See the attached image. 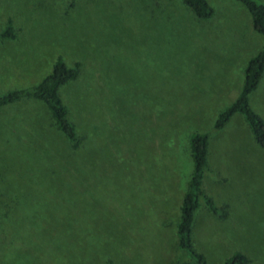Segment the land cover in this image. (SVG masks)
<instances>
[{
    "label": "rangeland",
    "instance_id": "1",
    "mask_svg": "<svg viewBox=\"0 0 264 264\" xmlns=\"http://www.w3.org/2000/svg\"><path fill=\"white\" fill-rule=\"evenodd\" d=\"M0 0V93L36 84L56 57L78 64L59 95L73 150L44 105L0 109V264H193L176 246L192 170L207 161L191 241L206 264H264V148L240 114L215 131L263 39L234 0ZM264 5V0H258ZM264 123V71L249 96Z\"/></svg>",
    "mask_w": 264,
    "mask_h": 264
},
{
    "label": "trees",
    "instance_id": "2",
    "mask_svg": "<svg viewBox=\"0 0 264 264\" xmlns=\"http://www.w3.org/2000/svg\"><path fill=\"white\" fill-rule=\"evenodd\" d=\"M234 1L246 9L252 30L262 37L263 42L260 50L247 59L243 69L240 91L235 99L218 113L213 123V129L215 131L222 129L234 114H240L255 143L264 148V123L249 106V96L256 89L264 71V5L258 0ZM181 2L199 20H208L213 15V9L206 0H181ZM14 38L15 30L7 23L0 30V41ZM77 66L78 64H74L68 67L60 57H56L49 73L36 84L0 93V109L27 99L42 103L55 128L62 134L70 148L75 150L79 140L75 128L68 118V111L60 98L59 90L66 83L76 79ZM207 143L208 136L206 134L193 133L188 138L192 170L179 206V218L176 225V246L178 250L189 257L193 264H206L202 255L194 250L191 241L193 218L200 201L211 212H215L212 202L204 196L201 190V179L207 161ZM248 262L249 260L244 255L235 252L222 264H248Z\"/></svg>",
    "mask_w": 264,
    "mask_h": 264
}]
</instances>
